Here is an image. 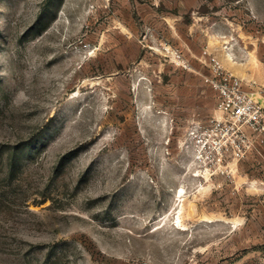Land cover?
<instances>
[{
	"label": "rangeland",
	"instance_id": "rangeland-1",
	"mask_svg": "<svg viewBox=\"0 0 264 264\" xmlns=\"http://www.w3.org/2000/svg\"><path fill=\"white\" fill-rule=\"evenodd\" d=\"M0 264H264V0H0Z\"/></svg>",
	"mask_w": 264,
	"mask_h": 264
},
{
	"label": "built area",
	"instance_id": "built-area-1",
	"mask_svg": "<svg viewBox=\"0 0 264 264\" xmlns=\"http://www.w3.org/2000/svg\"><path fill=\"white\" fill-rule=\"evenodd\" d=\"M208 54L210 73L204 75V81L215 93L217 111L219 115L212 117L206 132L198 135L196 143L200 147L206 144L204 134H210L217 127H221L223 134L243 131L245 124L259 123L263 117V107L255 97V91L247 88L244 80L226 70L217 56ZM213 144L219 139L212 137Z\"/></svg>",
	"mask_w": 264,
	"mask_h": 264
},
{
	"label": "trees",
	"instance_id": "trees-1",
	"mask_svg": "<svg viewBox=\"0 0 264 264\" xmlns=\"http://www.w3.org/2000/svg\"><path fill=\"white\" fill-rule=\"evenodd\" d=\"M2 25H3V23H2ZM2 25H1V26H2Z\"/></svg>",
	"mask_w": 264,
	"mask_h": 264
}]
</instances>
